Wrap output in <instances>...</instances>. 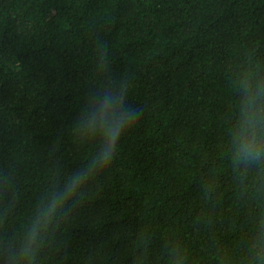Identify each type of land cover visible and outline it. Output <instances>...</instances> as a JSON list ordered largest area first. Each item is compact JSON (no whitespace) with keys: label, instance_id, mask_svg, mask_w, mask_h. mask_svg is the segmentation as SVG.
Returning a JSON list of instances; mask_svg holds the SVG:
<instances>
[{"label":"trees","instance_id":"16d2710c","mask_svg":"<svg viewBox=\"0 0 264 264\" xmlns=\"http://www.w3.org/2000/svg\"><path fill=\"white\" fill-rule=\"evenodd\" d=\"M0 264H264V0H0Z\"/></svg>","mask_w":264,"mask_h":264},{"label":"clouds","instance_id":"9594fccd","mask_svg":"<svg viewBox=\"0 0 264 264\" xmlns=\"http://www.w3.org/2000/svg\"><path fill=\"white\" fill-rule=\"evenodd\" d=\"M133 120L134 119H130V122H129L128 126H130V124L133 122ZM120 135H121L120 132H116V133L113 134V142H114V144L117 141V138L120 137ZM115 150H116L115 147L114 148L110 147L108 152L106 153V155H105V163H106L107 166L110 164L111 160L113 159Z\"/></svg>","mask_w":264,"mask_h":264}]
</instances>
